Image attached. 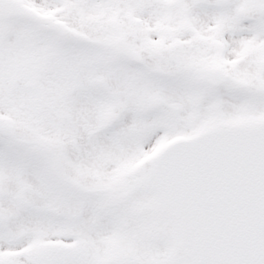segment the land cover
Segmentation results:
<instances>
[{"label":"snow or ice","instance_id":"1","mask_svg":"<svg viewBox=\"0 0 264 264\" xmlns=\"http://www.w3.org/2000/svg\"><path fill=\"white\" fill-rule=\"evenodd\" d=\"M0 264H264V0H0Z\"/></svg>","mask_w":264,"mask_h":264}]
</instances>
